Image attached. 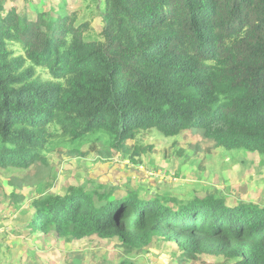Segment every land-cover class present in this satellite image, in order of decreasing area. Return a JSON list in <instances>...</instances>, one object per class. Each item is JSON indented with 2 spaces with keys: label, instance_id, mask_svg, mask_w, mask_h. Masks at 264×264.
<instances>
[{
  "label": "trees",
  "instance_id": "trees-1",
  "mask_svg": "<svg viewBox=\"0 0 264 264\" xmlns=\"http://www.w3.org/2000/svg\"><path fill=\"white\" fill-rule=\"evenodd\" d=\"M94 1L88 19L70 12L77 0H0V169L48 164L60 144L71 157L143 166L152 130H200L217 147L264 156V0ZM112 183L34 197L27 231L67 244L117 239L119 264L161 243L177 264L202 254L264 264L263 205L152 200ZM21 186L0 182L16 209Z\"/></svg>",
  "mask_w": 264,
  "mask_h": 264
},
{
  "label": "rangeland",
  "instance_id": "rangeland-1",
  "mask_svg": "<svg viewBox=\"0 0 264 264\" xmlns=\"http://www.w3.org/2000/svg\"><path fill=\"white\" fill-rule=\"evenodd\" d=\"M70 8V12L79 9L88 19L100 12L94 0H77ZM16 49L19 53L22 51L18 45ZM55 128L52 126V130ZM199 131H185L174 137L156 130L148 132L143 139L146 149L142 157L144 167L131 163L136 170L129 168L133 177L123 174L128 160L123 165L117 158L101 160L96 153L71 157L64 144L46 153L48 164L42 163L28 171L0 169V182L4 187L11 176L23 185L19 188L23 201L18 203V209L0 189V264H119L123 248L117 239L94 238L67 244L51 234L40 233L32 237L27 231L33 216L31 200L46 191L62 192L71 185L103 190L100 185L111 181L116 182L117 192L124 189L136 191L152 200L190 199L214 194L228 197L235 201H232L234 204L244 200L264 206V156L243 149L229 151L217 147ZM88 146L84 145L82 150ZM152 168L156 169L155 176L150 174ZM163 170L174 174V179L169 181L173 184L156 185L155 180L162 181ZM175 256L178 253L170 244L161 243L149 254H139L135 264H177ZM189 264L223 262L217 256L202 254Z\"/></svg>",
  "mask_w": 264,
  "mask_h": 264
},
{
  "label": "built area",
  "instance_id": "built-area-1",
  "mask_svg": "<svg viewBox=\"0 0 264 264\" xmlns=\"http://www.w3.org/2000/svg\"><path fill=\"white\" fill-rule=\"evenodd\" d=\"M128 163H129V162H128ZM141 167H142V166H141ZM156 173H157V172H156L155 169H152V171L150 172V174L153 175V176H155ZM164 173H165V174L162 175V181H161V182H164V181H166V180H168V181H172V180L174 179V174H172V173H170V172H168V173L164 172Z\"/></svg>",
  "mask_w": 264,
  "mask_h": 264
},
{
  "label": "crops",
  "instance_id": "crops-1",
  "mask_svg": "<svg viewBox=\"0 0 264 264\" xmlns=\"http://www.w3.org/2000/svg\"><path fill=\"white\" fill-rule=\"evenodd\" d=\"M123 171H124V173L122 172V171H119L120 173H123L125 176L126 175H130V177H132L133 175H132V173H131V171L129 170V169H123ZM118 176H121L119 173L117 174ZM122 178H123V176H121ZM12 228V227H11ZM1 231V230H0ZM35 237H37V236H35Z\"/></svg>",
  "mask_w": 264,
  "mask_h": 264
},
{
  "label": "clouds",
  "instance_id": "clouds-1",
  "mask_svg": "<svg viewBox=\"0 0 264 264\" xmlns=\"http://www.w3.org/2000/svg\"><path fill=\"white\" fill-rule=\"evenodd\" d=\"M125 161H127V160H125ZM125 161H124V163H125ZM126 164V163H125ZM131 165L132 166H134L133 164H131L130 163V161H129V163L128 164H126V169H129V168H131L132 170H134L132 167H131ZM139 167H141L142 165L141 164H139L138 165ZM142 167H144V166H142ZM156 170V169H155ZM135 172H136V170H134ZM133 177V176H132ZM134 177H136V175H134ZM149 178H154V177H150V176H148ZM155 179V178H154Z\"/></svg>",
  "mask_w": 264,
  "mask_h": 264
}]
</instances>
